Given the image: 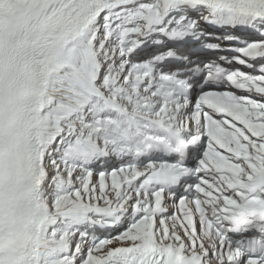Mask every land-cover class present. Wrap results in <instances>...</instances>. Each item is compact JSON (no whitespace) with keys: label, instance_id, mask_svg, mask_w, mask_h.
<instances>
[{"label":"snow or ice","instance_id":"1","mask_svg":"<svg viewBox=\"0 0 264 264\" xmlns=\"http://www.w3.org/2000/svg\"><path fill=\"white\" fill-rule=\"evenodd\" d=\"M0 264H264V0H0Z\"/></svg>","mask_w":264,"mask_h":264}]
</instances>
